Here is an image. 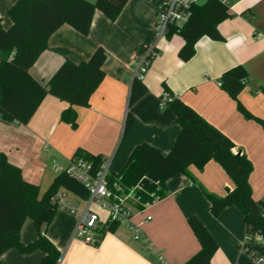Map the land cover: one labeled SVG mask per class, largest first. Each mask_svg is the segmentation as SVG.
Here are the masks:
<instances>
[{
  "label": "crops",
  "instance_id": "crops-1",
  "mask_svg": "<svg viewBox=\"0 0 264 264\" xmlns=\"http://www.w3.org/2000/svg\"><path fill=\"white\" fill-rule=\"evenodd\" d=\"M15 1L0 0L4 29L11 25L7 12ZM157 3L128 0L114 21L95 10L87 35L67 25L53 32L29 70L36 82L45 85L65 59L85 61L97 47L106 54L104 78L88 105L74 108L75 126L60 121L69 105L50 95L41 100L27 124L0 121V154L40 194L58 175L54 169L64 170L78 149L101 158L108 174L118 173L140 144L166 155L180 127L160 99L164 82L175 97L232 142L234 153L245 155L252 167L248 177L251 196L264 203V128L258 122H264V95L259 89L264 86V0H233L227 8L232 16L217 26L223 41L201 37L188 61L178 56L183 39L177 34L165 38L155 28ZM146 47L157 50L141 80L147 93L128 108L130 84ZM235 65L246 70L248 79L233 99L220 87L219 77ZM238 104L251 117L239 111ZM166 189L164 198L133 215L130 223L139 225L138 230L119 224L94 246L72 237L78 212L57 208L45 229L46 238L60 253L57 264H157L158 253L167 264H185L200 251L187 224L190 216L201 222L217 245L210 264H260L243 251V214L235 207L224 208L216 217L210 212L204 193L223 197L233 189L216 161L209 160L201 169L188 165L183 173L167 180ZM58 192L71 206H85V200L73 193ZM91 208L101 220L106 219L105 211L96 205ZM147 216L150 220L144 221ZM18 236L23 244L36 239L31 219H25ZM42 257L40 251L21 254L12 248L0 255V264H40Z\"/></svg>",
  "mask_w": 264,
  "mask_h": 264
},
{
  "label": "trees",
  "instance_id": "trees-1",
  "mask_svg": "<svg viewBox=\"0 0 264 264\" xmlns=\"http://www.w3.org/2000/svg\"><path fill=\"white\" fill-rule=\"evenodd\" d=\"M128 0H16L7 12L11 25L4 29L0 25V121L27 124L41 100L56 97L69 106L60 114V121L75 126V107L88 105L91 94L104 78L102 66L106 60L103 48L97 47L91 56L80 62L65 59L45 85L36 82L29 70L46 49L48 37L62 25H67L81 35H87L95 10L114 21ZM232 15L216 0H205L191 9V16L178 32L168 31L165 38L179 35L184 44L178 52L182 61L194 55V45L203 36L214 41H223L217 26ZM146 47L145 49H147ZM157 55L151 48L146 59L149 65ZM246 70L235 65L219 77L220 87L233 99L246 86ZM160 99L176 117L180 131L170 151L163 155L146 144L133 148L126 163L116 174L106 177L108 187L118 185L127 191L134 189L138 199L135 208L150 203L154 198H164L166 182L183 173L190 164L199 169L209 160L216 161L233 183L232 191L223 197L204 193L211 214L216 217L226 207L237 208L244 217V253L252 260L264 264V203L254 200L248 183L252 167L245 155L232 151V142L217 129L206 123L194 110L173 95L166 83H161ZM264 95V86L259 88ZM147 93L146 86L137 77L130 84L127 105L131 108ZM166 96L165 102L163 101ZM246 117L251 115L238 104ZM264 128V122L258 120ZM75 157L90 162V170L97 169L102 160L78 149ZM60 189H65L82 200L88 192L64 171L58 173L51 185L40 194L36 185L24 181L20 170L11 165L0 154V255L14 248L21 254L35 251L43 253L40 264H57L59 251L46 238L45 229L51 222L57 205L53 198ZM26 218L33 222L36 239L28 244L19 240V230ZM187 224L200 245V251L185 264H210L217 245L201 222L194 216ZM118 223L107 224L99 232L101 236L112 232Z\"/></svg>",
  "mask_w": 264,
  "mask_h": 264
},
{
  "label": "built area",
  "instance_id": "built-area-1",
  "mask_svg": "<svg viewBox=\"0 0 264 264\" xmlns=\"http://www.w3.org/2000/svg\"><path fill=\"white\" fill-rule=\"evenodd\" d=\"M205 1V0H204ZM226 8H230L233 0H216ZM197 0H158L157 11L155 18V28L160 36H164L170 30L178 32L181 27L188 21L191 16V9L198 5ZM151 48L145 49V57L137 62V67L134 76L142 80L148 66L149 61L146 57L149 55ZM166 96L163 101L165 102ZM90 162L73 157L68 166L62 170L69 177L79 182L88 192V198L85 200V206L81 209L71 206L68 202L63 200V194L57 193L53 198L57 208L63 209L70 214L78 212L77 222L73 231L72 237L80 240L86 245H96L101 237L99 232L107 224L118 223L129 226L132 230H138L139 225L130 223L134 214L142 212L149 208L152 204L159 201L154 198L152 202L142 205L140 210L135 208L138 199L134 197V189L127 191L121 189L114 184L113 192L106 180L108 175L105 166L101 165L95 169L90 170ZM56 173L62 172L59 168H55ZM92 205L98 206L105 211L107 216L105 220H101L98 214L91 208ZM147 216L144 221H149ZM157 264H167L160 253L156 255Z\"/></svg>",
  "mask_w": 264,
  "mask_h": 264
},
{
  "label": "rangeland",
  "instance_id": "rangeland-1",
  "mask_svg": "<svg viewBox=\"0 0 264 264\" xmlns=\"http://www.w3.org/2000/svg\"><path fill=\"white\" fill-rule=\"evenodd\" d=\"M198 2H200L201 0H197ZM68 194V196H72L70 193H67ZM82 206V205H81Z\"/></svg>",
  "mask_w": 264,
  "mask_h": 264
},
{
  "label": "water",
  "instance_id": "water-1",
  "mask_svg": "<svg viewBox=\"0 0 264 264\" xmlns=\"http://www.w3.org/2000/svg\"><path fill=\"white\" fill-rule=\"evenodd\" d=\"M226 192H228V190L226 189Z\"/></svg>",
  "mask_w": 264,
  "mask_h": 264
}]
</instances>
